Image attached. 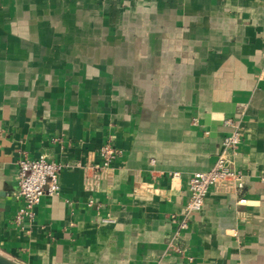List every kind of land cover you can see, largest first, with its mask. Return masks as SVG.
<instances>
[{"label": "crops", "instance_id": "0c3cea01", "mask_svg": "<svg viewBox=\"0 0 264 264\" xmlns=\"http://www.w3.org/2000/svg\"><path fill=\"white\" fill-rule=\"evenodd\" d=\"M263 70L264 0H0V250L24 264H264ZM243 107L247 203L211 189L184 251L169 248L190 177ZM108 142L112 180L89 190ZM41 154L66 166L61 192L20 227L18 160Z\"/></svg>", "mask_w": 264, "mask_h": 264}, {"label": "built area", "instance_id": "2783aa9c", "mask_svg": "<svg viewBox=\"0 0 264 264\" xmlns=\"http://www.w3.org/2000/svg\"><path fill=\"white\" fill-rule=\"evenodd\" d=\"M264 76V70L259 77ZM245 107L241 108L239 114L224 120V124L230 131L222 141V149L217 156L214 165L207 171L195 172L189 179V198L183 208L177 223V230L169 248L178 252L184 249L177 245V238L182 230L189 228L192 217L200 212L204 206L205 198L211 189H217L224 193H234L238 196V202L247 203L244 196L246 185V174L234 166V156L244 139ZM193 123L198 124V118H193ZM101 161L98 164L85 167L84 185L89 190L99 188L104 180H112V163L121 153L111 143H105L100 148ZM18 190L16 197L21 201L14 221L17 226L23 227L31 223L36 216V206L41 202L44 195L58 196L61 188L59 183L60 172L66 167L64 164L49 160L47 155L41 154L36 158L22 156L18 160ZM178 172H173L172 177H177ZM259 182L264 187V172L258 176ZM92 202L90 201V204Z\"/></svg>", "mask_w": 264, "mask_h": 264}, {"label": "water", "instance_id": "95a60500", "mask_svg": "<svg viewBox=\"0 0 264 264\" xmlns=\"http://www.w3.org/2000/svg\"><path fill=\"white\" fill-rule=\"evenodd\" d=\"M0 264H24V263L19 262L18 260L14 259L9 254L0 250Z\"/></svg>", "mask_w": 264, "mask_h": 264}]
</instances>
